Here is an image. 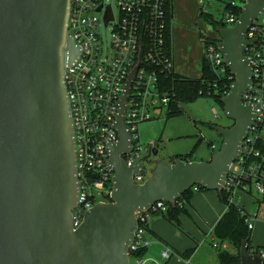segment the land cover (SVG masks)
<instances>
[{"label":"water","instance_id":"95a60500","mask_svg":"<svg viewBox=\"0 0 264 264\" xmlns=\"http://www.w3.org/2000/svg\"><path fill=\"white\" fill-rule=\"evenodd\" d=\"M69 7L70 0H0V264H131L137 213L150 211L157 202L175 206L193 187L223 192L255 121V105L242 97L253 85L245 49L259 41L245 35L264 12V0H246L236 24L218 31V48L235 77L222 99L233 125L216 127L223 138L220 150L209 161L156 160L151 176L134 184V172L146 166L131 158L130 167L123 157L133 150L124 114L137 66L116 101L115 121L107 124L119 136L118 143L104 141L105 162L115 172L111 202L84 213L78 209L83 222L75 229L77 139L65 66L71 68L82 49L68 35ZM110 19L111 9L105 24ZM141 52L142 42L138 65ZM159 154L155 147L153 157ZM249 249L244 240L240 264H264Z\"/></svg>","mask_w":264,"mask_h":264},{"label":"built area","instance_id":"2783aa9c","mask_svg":"<svg viewBox=\"0 0 264 264\" xmlns=\"http://www.w3.org/2000/svg\"><path fill=\"white\" fill-rule=\"evenodd\" d=\"M105 1L70 0L69 7L68 35L82 49L77 62L71 68L65 66V84L77 139L79 206L73 211L75 229L83 222V215L79 216L78 209L81 208L84 213L98 203L111 202L115 172L105 162L109 160V155L104 141L119 142L118 133L107 124L115 121L114 116L118 113L116 101L122 97L124 82L130 72L139 66L127 102L129 108L124 114V124L131 134L133 148L126 158L128 166H134L131 158L146 166L144 161H148L158 145L152 142L144 147L137 136L138 126L153 121L156 113H167L172 101L171 93L161 86L158 75V70L163 73L172 69L175 71L174 59L170 62L161 53L164 30L161 21L165 0H119L117 22L112 7H106ZM200 2L202 13L211 14L217 22L227 27L236 24L240 16L235 10L242 12L246 4V0ZM100 7L102 9L98 12ZM228 7L231 11L227 10ZM109 9L112 19L105 24ZM209 9L218 12L219 17ZM103 12V19H100L98 16ZM103 24L106 28L114 24L107 54L100 30ZM245 37L259 41L245 49L246 60L253 67V85L242 97L244 103L255 105V121L242 143L240 156L230 167L223 192L228 202L238 207L248 229L253 231L261 213L264 218V12L253 21ZM210 39L215 40L216 44H204V59L224 75L228 67L217 45L221 40ZM141 42V63L138 65ZM230 78L235 81L232 74ZM144 171L134 172V184L144 183ZM248 196L258 205L257 212L248 209L244 200ZM169 205L157 202L150 211L137 213L138 230L129 248L130 261L134 252L149 248L146 236L150 220L157 212L167 213ZM249 251L264 258V246H253ZM164 257L168 258L169 255L164 253ZM134 264H143V261L137 259ZM185 264L189 263L186 261Z\"/></svg>","mask_w":264,"mask_h":264},{"label":"crops","instance_id":"0c3cea01","mask_svg":"<svg viewBox=\"0 0 264 264\" xmlns=\"http://www.w3.org/2000/svg\"><path fill=\"white\" fill-rule=\"evenodd\" d=\"M190 9L196 15L199 12L197 6L194 8L191 7ZM199 13L201 14V8ZM200 14H198L199 18ZM209 27L211 31L215 32L210 25ZM201 33L206 35V32L199 29L195 30L187 23L175 22V1L173 0V57L176 73L192 79L201 76V63L205 54V45L201 40ZM215 35L217 36V33ZM216 36L209 38H215ZM182 136L170 133V137L172 138L179 139ZM202 142L203 139H199L192 148L188 147V153L189 150L191 152L194 149L196 150L195 154L196 152L199 153ZM177 152L175 151L170 158L183 154ZM199 155L203 156L205 154ZM201 158V161H209L211 159L210 157ZM166 161L171 162V159ZM196 161L199 160L196 159ZM194 191L191 201L185 205L186 213L180 216V222L184 232H180L164 217L153 216L151 218L149 223L150 231L146 236L150 246L141 259L143 264H185L186 261L189 264H203L197 260V256L201 253L204 245L209 241L213 246L218 243L215 237V228L227 212L228 207L222 202L218 192ZM224 248L229 249V246L226 245ZM189 251H192V254L185 259L183 254ZM164 253H167L169 257L165 258ZM210 264L221 263L218 258V260H213Z\"/></svg>","mask_w":264,"mask_h":264},{"label":"trees","instance_id":"16d2710c","mask_svg":"<svg viewBox=\"0 0 264 264\" xmlns=\"http://www.w3.org/2000/svg\"><path fill=\"white\" fill-rule=\"evenodd\" d=\"M227 10L231 11L230 7ZM163 11L164 14L161 23L164 26V30L161 53L170 62H173V0H165ZM235 13L238 16L241 14L239 9H236ZM200 18H203L214 29L217 35H219V29L227 27L222 22H217L211 14L201 12ZM201 40L204 44H216L215 40L210 39L204 33H201ZM158 75L161 86L170 92L172 97L171 105L166 113L167 119L183 116L184 110L182 109V105L194 103L201 98H213L223 109L222 99L227 96L234 82L230 78L231 72L229 69L226 70L224 75L219 74L205 59L201 63V76L199 78L192 79L185 77L176 73L173 69L168 73H163L161 70H158ZM195 151L194 149L187 154L172 156L171 162L169 163H173L178 158L186 162H192L195 160ZM194 190L206 192L202 187H193L179 199L175 206L169 205L167 213L157 212L154 216L164 217L180 232H184L181 226L180 216L186 213L185 205L191 201L195 192ZM219 195L222 202L227 205L228 210L215 228V237L218 243L214 247L218 252V258L221 264H240V248L242 242L248 239L249 247L251 249L253 247L250 239L252 231L248 229L238 207L228 202V197L225 195V192H221ZM147 230L150 231L149 228ZM226 245L230 246V248H224ZM146 252L147 248L134 252L131 264H134L137 259H142ZM191 254L192 251H189L183 254V257L187 259Z\"/></svg>","mask_w":264,"mask_h":264},{"label":"rangeland","instance_id":"374dc122","mask_svg":"<svg viewBox=\"0 0 264 264\" xmlns=\"http://www.w3.org/2000/svg\"><path fill=\"white\" fill-rule=\"evenodd\" d=\"M118 1L119 0L105 1L106 7H112L116 22L119 19ZM174 1L175 22L180 21L182 23H187L195 30H202L203 32H206L207 37L216 36V33L210 30L208 23L203 18L198 17L201 8L200 0ZM195 6H197L199 11L197 15L190 9ZM209 12L215 13L214 9H209ZM215 14L218 17L220 15L218 12ZM103 15L104 12L99 14L98 17L103 19ZM100 30L103 36V47L105 53L107 54L109 53L108 48L110 47L113 37L114 24H110L107 28L103 24ZM215 38L218 39L220 37L217 35ZM182 109L184 110V115L181 117L167 119L166 111H162L161 113L155 114L156 116L153 121L141 123L138 126L137 132L140 143L145 147L152 142H156L158 145L157 147L160 148L158 159L169 160L171 159L170 156L175 151H178L177 153L187 154L188 147L192 148L199 139H203L199 153L196 152L195 154V160L198 159L201 161V157L211 158L220 150L223 142V138L216 131V127H231L233 125V121L225 115L223 109L213 98H201L194 103L183 104ZM170 133L183 136L179 139L172 138L170 137ZM185 150L187 152H182ZM199 154L205 155L200 156ZM144 162L146 163L144 173L146 179H148L151 176L153 166H149L150 161ZM244 200L247 202L248 209L253 212H257L258 205L254 203L253 198L248 196L245 197ZM250 239L253 246H264V218L262 213L259 215L255 228L251 232ZM217 257V250L209 241L204 245L201 253L198 254L197 260L203 264H210L213 260H218Z\"/></svg>","mask_w":264,"mask_h":264},{"label":"flooded vegetation","instance_id":"af4514ba","mask_svg":"<svg viewBox=\"0 0 264 264\" xmlns=\"http://www.w3.org/2000/svg\"><path fill=\"white\" fill-rule=\"evenodd\" d=\"M159 148V147H158ZM160 149V148H159ZM129 155V154H128ZM128 155H124L123 157L126 159L128 157ZM156 160H160L158 158H154L153 157V152L152 154L150 155V157L148 158V161H150V165L149 166H153L154 163L156 162Z\"/></svg>","mask_w":264,"mask_h":264}]
</instances>
